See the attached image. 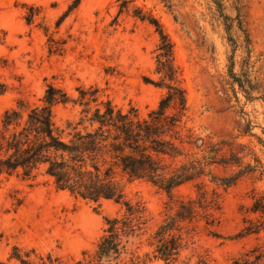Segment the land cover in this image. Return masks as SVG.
I'll return each mask as SVG.
<instances>
[{"label": "rangeland", "instance_id": "rangeland-1", "mask_svg": "<svg viewBox=\"0 0 264 264\" xmlns=\"http://www.w3.org/2000/svg\"><path fill=\"white\" fill-rule=\"evenodd\" d=\"M73 0H0V116L18 98L38 103L52 82L74 97L78 86H98L121 107L134 105L142 114L156 108L165 90L149 82L156 72L160 36L155 26L134 15L137 6L162 23L174 43L175 62L188 95L190 123L217 135L237 133L243 111L264 136V104L238 102L229 83V69L240 73L250 66L264 84V0H132L120 11L117 0H82L66 14ZM38 14L26 20L30 7ZM57 27V22L61 20ZM64 41L62 52H51L49 35ZM229 27V30H228ZM80 106L60 104L56 118L75 117ZM41 178L38 183L0 176V260L15 245L52 251L68 260L92 253L103 233L105 218L122 206L115 201L77 199ZM253 189L264 194V180L247 178L224 193L219 237L204 234L201 245L211 264H233L237 257L264 244V232L240 237L242 204L252 201ZM182 187L179 194H188ZM128 197L141 200L153 223L161 219L167 193L136 181ZM14 264V261H11Z\"/></svg>", "mask_w": 264, "mask_h": 264}, {"label": "trees", "instance_id": "trees-1", "mask_svg": "<svg viewBox=\"0 0 264 264\" xmlns=\"http://www.w3.org/2000/svg\"><path fill=\"white\" fill-rule=\"evenodd\" d=\"M81 1L73 0L65 15ZM117 1L120 11L129 10L132 2ZM30 9L28 23L38 14L33 6ZM134 15L154 25L160 36L156 48L160 78L148 79L165 90L156 108L142 114L134 105L119 106L98 86H78L74 97L49 82L38 103L18 98L0 116V176L32 183L43 178L57 190L98 206L115 201L122 211L105 218L96 249L80 259L15 245L0 264H211L201 238L221 236L224 193L247 178L264 180V136L254 130L248 113L243 111L237 133L217 135L190 123L188 95L172 39L150 11L137 6ZM45 33L50 51L62 52L64 41L48 27ZM229 77L238 102L241 93L247 102L264 104V84L249 65L237 73L232 61ZM6 90L0 83V94ZM68 103L80 110L59 122L55 108ZM136 181L167 193L158 222L153 223L144 202L128 197L127 188ZM184 186L190 192L179 194ZM251 198L240 207V237L264 232V194L253 189ZM233 264H264V244L235 258Z\"/></svg>", "mask_w": 264, "mask_h": 264}]
</instances>
